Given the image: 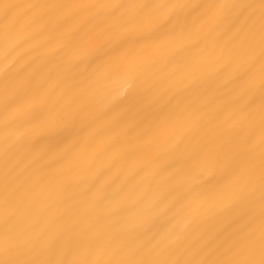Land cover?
Returning <instances> with one entry per match:
<instances>
[{
    "label": "bare ground",
    "instance_id": "1",
    "mask_svg": "<svg viewBox=\"0 0 264 264\" xmlns=\"http://www.w3.org/2000/svg\"><path fill=\"white\" fill-rule=\"evenodd\" d=\"M264 0H0V264H261Z\"/></svg>",
    "mask_w": 264,
    "mask_h": 264
},
{
    "label": "snow or ice",
    "instance_id": "2",
    "mask_svg": "<svg viewBox=\"0 0 264 264\" xmlns=\"http://www.w3.org/2000/svg\"><path fill=\"white\" fill-rule=\"evenodd\" d=\"M261 264H264V261H262Z\"/></svg>",
    "mask_w": 264,
    "mask_h": 264
}]
</instances>
